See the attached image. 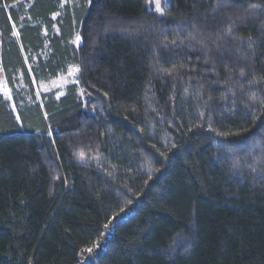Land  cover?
Segmentation results:
<instances>
[{"label":"trees","instance_id":"1","mask_svg":"<svg viewBox=\"0 0 264 264\" xmlns=\"http://www.w3.org/2000/svg\"><path fill=\"white\" fill-rule=\"evenodd\" d=\"M61 1L0 0V264H264V0Z\"/></svg>","mask_w":264,"mask_h":264},{"label":"rangeland","instance_id":"2","mask_svg":"<svg viewBox=\"0 0 264 264\" xmlns=\"http://www.w3.org/2000/svg\"><path fill=\"white\" fill-rule=\"evenodd\" d=\"M22 3H28L31 0H22ZM73 4V0H62L61 5L65 6L66 4ZM170 3V0H147L146 1V8L148 9H154L157 12H160L162 7L165 5H168ZM14 6H17L14 4ZM25 6L24 8H26ZM14 36L17 38V30L13 28ZM75 43H77V38L74 40ZM76 76H77V68L74 66H69L66 68L65 72L63 74H60L55 79H47L42 80L40 82L34 80L33 76L31 75V81L34 86L35 93L38 96H40L41 93L44 94H51L55 98H58L60 95H62L68 85H72L76 82ZM16 85L15 89L16 91H22L25 90V87L22 83V80L20 77L16 79ZM0 90L3 94L4 98L12 102V96H13V90L10 89L6 82L5 74L0 69Z\"/></svg>","mask_w":264,"mask_h":264},{"label":"snow or ice","instance_id":"3","mask_svg":"<svg viewBox=\"0 0 264 264\" xmlns=\"http://www.w3.org/2000/svg\"><path fill=\"white\" fill-rule=\"evenodd\" d=\"M77 39H79V37H77Z\"/></svg>","mask_w":264,"mask_h":264}]
</instances>
